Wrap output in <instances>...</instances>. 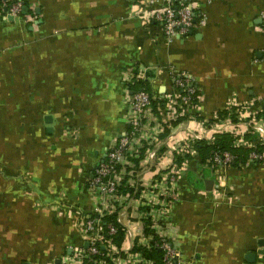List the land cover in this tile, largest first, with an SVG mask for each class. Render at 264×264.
Wrapping results in <instances>:
<instances>
[{
	"label": "crops",
	"instance_id": "1",
	"mask_svg": "<svg viewBox=\"0 0 264 264\" xmlns=\"http://www.w3.org/2000/svg\"><path fill=\"white\" fill-rule=\"evenodd\" d=\"M195 1V27L172 43L151 19L163 0H21L27 14L13 20L0 6V264H60L87 246L85 219L102 206L90 181L129 129L127 77L140 69L153 74L151 98L168 100L178 72L199 104L162 123L170 135L152 157L131 159L120 226L134 235L140 191L176 168L181 264H264V163L215 170L195 148L222 134L263 141L264 0Z\"/></svg>",
	"mask_w": 264,
	"mask_h": 264
},
{
	"label": "built area",
	"instance_id": "2",
	"mask_svg": "<svg viewBox=\"0 0 264 264\" xmlns=\"http://www.w3.org/2000/svg\"><path fill=\"white\" fill-rule=\"evenodd\" d=\"M163 3L160 10L152 13L151 19L159 25L167 42L184 40L195 27V12L199 4L195 0H163ZM8 4L7 0H0L1 8L6 7L9 16L19 17L23 9L21 0ZM262 20L264 23V14ZM147 72L146 69H140L136 74H130L127 77L128 85L133 87L136 82L145 80ZM171 79L173 95L169 96L168 100L161 101L164 105L159 108V116L153 112L152 98L146 90L139 89L127 98L129 129L118 144L108 150L105 162L96 168L90 181V189L102 196V206L98 215L96 213L95 217L85 219L83 232L87 246H78L72 249L70 255H63L60 264H181L174 246V227L170 219L171 201L181 179L176 168L171 174L156 178L148 188L140 191V198L132 210V218L139 226L137 230L136 227L133 229V236L132 230L121 227L116 219L119 210L124 207L123 204L132 199L131 193L120 192L127 178L126 182L132 183L130 177L134 174L135 166L131 159H137L140 148H145L147 156L152 157L151 148L158 144L160 135L166 130L162 123H180V119L186 116L188 111L192 112L190 110L195 107V101L199 102L197 90L190 77L174 72ZM260 134L263 145L264 129L261 128ZM237 137L233 148H254L255 145L246 141L243 136ZM181 151L184 154L186 148H181ZM188 152L194 154L192 145ZM234 160L235 156L230 152L215 153L211 166L215 170L228 168ZM248 162L264 163V153L251 151ZM110 216H115L121 228L106 220ZM120 229L124 237L121 248H118L113 239ZM134 248L147 252L157 249L161 253L159 262L147 258L142 252H133ZM41 264L55 263L49 261Z\"/></svg>",
	"mask_w": 264,
	"mask_h": 264
},
{
	"label": "trees",
	"instance_id": "3",
	"mask_svg": "<svg viewBox=\"0 0 264 264\" xmlns=\"http://www.w3.org/2000/svg\"><path fill=\"white\" fill-rule=\"evenodd\" d=\"M8 5H10V3ZM23 8H26L28 11V7L25 2H23ZM6 9H7L6 7H3L2 11ZM146 77H147L146 80H140L135 83V85L132 87L133 88L132 90H134V92H136L139 89H144L148 93H151V87L148 81L149 79L153 78V74H151L150 72H147ZM151 104H152L153 112L157 116H159V108L163 106L164 103L152 98ZM195 104L197 105L199 104V102L196 100ZM230 111L232 110L230 109ZM220 114L226 115L228 113L222 112ZM167 135H169V130L166 129L162 137H166ZM246 138L250 143L255 144L254 148H249V147H242V148H237V149L233 148L234 139H232V137L228 134L218 135L211 145H206L205 142L199 141L196 144L195 148L198 151L199 156H200V164L210 166L211 159L215 153L230 152L231 154L235 156V160L234 162H232L231 167L239 168L241 165H245L246 163H248L249 154L251 151H256L259 154L264 153V144L261 145L260 142L257 141V139L255 138H252V137H246ZM255 163H258V162H255ZM106 220H108L109 222H113L116 226H118V228H121L116 222L115 216H112V217L110 216ZM123 237L124 235L120 229V231H118L117 236H115L113 239V243L116 245V247L121 248L122 243H123ZM133 252H142L147 258H150L154 261H158L161 256V253L157 249L153 250L152 252H147L144 249L134 248Z\"/></svg>",
	"mask_w": 264,
	"mask_h": 264
},
{
	"label": "water",
	"instance_id": "4",
	"mask_svg": "<svg viewBox=\"0 0 264 264\" xmlns=\"http://www.w3.org/2000/svg\"><path fill=\"white\" fill-rule=\"evenodd\" d=\"M6 11H7V9H6ZM37 12H38V11H37ZM22 14H27V9H26V8H23V9H22ZM9 20H13V18H12L11 16H9ZM205 183H206L207 186H210L212 182H211V181H206ZM251 257H252V256H249V257H248V260H250Z\"/></svg>",
	"mask_w": 264,
	"mask_h": 264
},
{
	"label": "rangeland",
	"instance_id": "5",
	"mask_svg": "<svg viewBox=\"0 0 264 264\" xmlns=\"http://www.w3.org/2000/svg\"><path fill=\"white\" fill-rule=\"evenodd\" d=\"M255 145V144H254ZM209 168H210V166H209ZM218 185V184H217Z\"/></svg>",
	"mask_w": 264,
	"mask_h": 264
}]
</instances>
